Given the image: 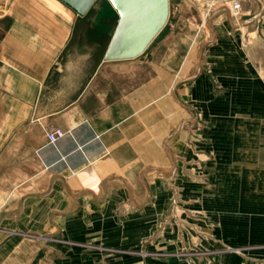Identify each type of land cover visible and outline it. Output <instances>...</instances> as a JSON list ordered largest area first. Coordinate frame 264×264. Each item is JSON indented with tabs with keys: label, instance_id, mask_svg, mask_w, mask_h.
<instances>
[{
	"label": "crops",
	"instance_id": "0c3cea01",
	"mask_svg": "<svg viewBox=\"0 0 264 264\" xmlns=\"http://www.w3.org/2000/svg\"><path fill=\"white\" fill-rule=\"evenodd\" d=\"M246 2L242 8L252 16L264 3L248 8ZM72 12L59 0H12L0 17V224L17 223L19 232H0V261L27 245L36 263L48 261L58 248L21 237L28 231L52 237L65 223L68 237L94 239L102 256L84 253L83 260L63 263L139 264L134 252L169 204L171 183L183 189L186 173L196 179L203 168L196 126L203 109L214 110L203 44L214 41V63L233 70L241 29L208 26L195 69L184 56L189 37L175 31L162 60L153 42L136 59L106 62L108 47L99 60L98 40L81 37L83 25H73ZM53 128L68 134L49 145Z\"/></svg>",
	"mask_w": 264,
	"mask_h": 264
},
{
	"label": "rangeland",
	"instance_id": "374dc122",
	"mask_svg": "<svg viewBox=\"0 0 264 264\" xmlns=\"http://www.w3.org/2000/svg\"><path fill=\"white\" fill-rule=\"evenodd\" d=\"M232 1L170 0L168 24L154 40L152 48H156V58L162 60L173 47L167 41L172 31L189 37L190 51L184 56L193 62L194 69L199 44L206 42L210 25H224L225 32L230 31L229 25H238L241 31L236 41L242 49L233 55L234 69L226 71L221 69L222 62L214 63V41L203 44V73L209 76V92L214 101L213 112L203 109L196 126L203 136V168L196 173V179L186 173L183 189L171 183V189L166 191L171 198L169 204L160 207L163 214L134 252L139 256V264L174 260L179 264H264V3L259 5V13L252 16L242 8L243 0L240 10L227 7ZM255 1L247 0L248 8ZM11 4L12 0H0V17ZM72 13L73 25H83L81 37L98 40L94 51L102 60L112 39L109 25L116 24L117 13L107 1L92 8L85 17ZM217 31L225 36L220 28ZM253 48L256 56L250 53ZM209 141L214 142L213 148L207 146ZM127 212L118 213L125 218ZM16 224H0V232L12 229L17 235ZM62 227L52 237H39L28 231L21 239L34 243L40 240L58 248V254L51 255L48 261L43 257L42 264H52L53 259L66 264L61 261L66 257L80 261L84 253L90 252L102 254L94 239L73 240L67 236L65 223ZM32 251L27 245L25 253H16L0 264H39ZM127 253L130 252L124 251V255Z\"/></svg>",
	"mask_w": 264,
	"mask_h": 264
},
{
	"label": "water",
	"instance_id": "95a60500",
	"mask_svg": "<svg viewBox=\"0 0 264 264\" xmlns=\"http://www.w3.org/2000/svg\"><path fill=\"white\" fill-rule=\"evenodd\" d=\"M80 17L106 1L117 13L106 62L133 60L142 56L165 29L170 19V0H59Z\"/></svg>",
	"mask_w": 264,
	"mask_h": 264
},
{
	"label": "built area",
	"instance_id": "2783aa9c",
	"mask_svg": "<svg viewBox=\"0 0 264 264\" xmlns=\"http://www.w3.org/2000/svg\"><path fill=\"white\" fill-rule=\"evenodd\" d=\"M230 4L227 3L226 6L227 7L231 6L235 10H240L241 9V0H234ZM67 134H68V132H66V131H64L63 129H60V128L50 129L47 132L48 144L49 145H56L58 143V141H60L62 138H64Z\"/></svg>",
	"mask_w": 264,
	"mask_h": 264
}]
</instances>
